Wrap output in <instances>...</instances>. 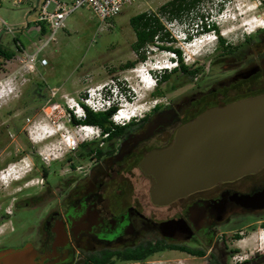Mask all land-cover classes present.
<instances>
[{
  "label": "flooded vegetation",
  "instance_id": "obj_1",
  "mask_svg": "<svg viewBox=\"0 0 264 264\" xmlns=\"http://www.w3.org/2000/svg\"><path fill=\"white\" fill-rule=\"evenodd\" d=\"M4 54L13 58L16 47L0 43V60L7 59ZM205 59L203 67L188 66L185 94L160 100L142 117L112 122L105 135L79 142L62 157L57 174L50 164L41 165L44 180L24 204L28 216L16 196L0 193V225L10 221L9 230H0V251L29 243L32 264H155L166 254L202 264H264V251L241 258L238 245L249 234L264 233V166L167 204L152 202L153 178L140 166L203 111L264 94V28L234 42L217 38ZM12 102L0 105V172L23 154L34 161L27 147L1 157L7 148L4 130L11 128L15 137L30 126L31 101ZM29 171L13 188L35 177L28 176L32 167ZM172 261L177 264V258Z\"/></svg>",
  "mask_w": 264,
  "mask_h": 264
},
{
  "label": "rangeland",
  "instance_id": "obj_2",
  "mask_svg": "<svg viewBox=\"0 0 264 264\" xmlns=\"http://www.w3.org/2000/svg\"><path fill=\"white\" fill-rule=\"evenodd\" d=\"M167 1L169 0H137L124 6L118 15L105 22L101 21L93 11L80 7L67 17L65 28L55 33L54 41L43 48L37 60L29 58V54L35 49L34 44H39L37 40L41 35L35 28L37 24L31 23L34 21L33 18L37 11H35L36 14L30 16L33 20L30 18L27 20L28 1L23 2L19 7L11 6L10 0L4 1L0 5V43L13 51L16 47V55L13 58L0 60V83L2 86L12 88V91L7 95L0 96V105L2 107L10 106L12 101L23 99V97L24 100L31 101L27 109L30 111L26 113L30 117L28 131L14 137L11 135V128L5 129L4 142L7 148L1 152V157L7 158L15 154L11 151L12 148L18 154L26 147L35 153L32 162L30 156L25 154L20 155L17 160L9 161L8 164L25 165L26 162L29 166L23 167L25 175L21 173V168H16L22 174L19 180H8L4 183L0 179V193L3 196L6 194L7 198L16 196L19 207L22 206L21 209H24L22 212L24 216L29 215V210H25L24 207L27 196L41 186L44 180L40 166L50 164L49 171L54 170L57 174L62 157L81 142L75 133L74 126L61 119L57 115L58 111L54 108L55 103L63 104L64 94L78 98L82 97L88 88L98 87L105 83L116 84L115 90L125 91L127 94L125 100L128 99V95L131 97L125 106H117L141 107L137 112L138 115L149 107L154 99L168 101L175 95L181 96L186 93L188 87L186 77L177 71L172 72L168 81L159 85L161 95L152 96L156 87L145 86L140 80L141 74L138 75L137 69L140 71L145 68L150 69L153 64L158 67L166 66L170 62H174V59H171V53L154 48L148 54L147 59L141 62L132 50L135 34L129 25V18L144 11L158 12L159 7ZM202 7L200 12L209 13L211 15L209 19L217 25L219 31L229 30L228 38L233 42L240 39L241 36H246L248 32L253 34L258 28L254 25L255 18H264V5H258L257 0H230L222 6L221 10H218L219 5L216 1L205 0ZM161 20L175 39L172 46L181 50L184 64L191 66L198 62L203 67L206 64V55L211 53L217 40V38L213 39V32H210V35L205 34L197 37L201 40L208 38L211 41L196 50L194 46L183 42L179 37L181 35L178 30L183 26V23L169 22L163 15ZM28 21L30 22L27 24ZM176 23L180 24V27ZM39 25L41 26L43 23H39ZM193 35L194 33L190 32L188 37L193 38ZM17 42H20L22 48L17 45ZM33 42L35 43L33 44ZM42 57L47 59L46 64H41ZM126 62H134L133 67L124 68L123 65ZM165 70L169 71L170 69ZM157 75L159 78L158 73ZM41 94L45 96L44 99L37 100ZM24 115L20 114V116ZM41 125L43 127L46 125L49 130H55L54 134L42 141L31 140L28 135L29 131L30 134L35 135L37 127ZM68 137L69 141L71 138L73 142L70 145L65 141L68 140ZM44 156L47 158H42ZM84 163L79 162V165ZM30 167H32V173L28 176H32L34 173L35 177L13 188L14 184L20 183L29 174ZM67 168L68 165H65V169ZM17 176L19 177V174ZM12 191L16 193L9 195ZM5 207L8 209L9 204L2 205V209ZM1 223V232L5 228L6 231L9 230V220L5 219ZM21 230L25 232L26 224ZM238 245L242 251L239 255L241 258L259 254L264 251V233L249 234ZM183 256V254H177V256L166 254L156 257L161 259V262H155V264H174L176 261H172L174 257L177 258V264H202L198 259L186 260Z\"/></svg>",
  "mask_w": 264,
  "mask_h": 264
},
{
  "label": "water",
  "instance_id": "obj_3",
  "mask_svg": "<svg viewBox=\"0 0 264 264\" xmlns=\"http://www.w3.org/2000/svg\"><path fill=\"white\" fill-rule=\"evenodd\" d=\"M140 166L153 178L150 198L155 204L260 169L264 94L203 111L177 129L169 146L148 153ZM32 250L29 243L1 250L0 264H32Z\"/></svg>",
  "mask_w": 264,
  "mask_h": 264
},
{
  "label": "built area",
  "instance_id": "obj_4",
  "mask_svg": "<svg viewBox=\"0 0 264 264\" xmlns=\"http://www.w3.org/2000/svg\"><path fill=\"white\" fill-rule=\"evenodd\" d=\"M4 1L7 0H0V5ZM26 1H28L27 4L29 5L28 6L29 9L37 11V16L33 21V23L37 24L35 28L37 29L38 33L41 35L37 40L39 44H34L35 42H33V44L35 45V49L32 53L29 54V58L31 60H37L38 55L42 52L43 48L46 45H48L51 41H54L55 33L58 30L65 28V22L67 17L76 9L80 7H85L86 9L93 11L101 19V21L105 22L108 19H113L116 15H118L122 11L124 6L136 2L137 0H71V1L36 0V2H33V0L30 2L29 0H10V5L13 7H19L23 2ZM257 1H258V5H264V0H257ZM226 2H230V0H227ZM261 20L263 19L255 18L254 22H259ZM39 23H43V25L40 26ZM43 28H45L46 31L42 33ZM263 28H264V23L261 27L257 29H263ZM47 32L49 33L46 34ZM211 32H213L212 34V36L214 37L213 39L216 40V38H218V35L214 31ZM219 33L220 36H222L224 39L226 40L230 39L228 38L227 30H221ZM210 34L211 33H209V35ZM249 34L250 32H248L247 35ZM242 37L243 36H241V38ZM17 45L21 46L20 42H17ZM171 55H172L171 59H174V62H170L169 65L159 67L160 73H162L165 69H172V67L174 68L178 66L176 57L174 56L173 53H171ZM40 62L41 64H46L47 59L42 57L40 59ZM140 74H138L140 75V80L144 83L150 82L152 80H156L158 78L156 77L157 73L156 74L152 73V71L147 68L140 71ZM115 88H117L116 84L105 83V84H101L98 87L88 88L86 91H84L82 97L76 98L74 96L64 94L63 104L60 105L58 103H55L54 108L55 110L58 111L57 115L61 119H64L68 124H72L73 118L80 120L85 117L84 106H86L88 109H90L93 112H103L108 110L110 107H112L116 102L115 93L117 92V90H115ZM125 96H127V94H125ZM159 101L160 100L158 99H154L152 101V104L149 107L145 108V110L142 113H138V115L134 114L128 117H123L122 111L125 109L127 110L131 106L118 107L115 113L112 115L111 121L114 122L115 124L123 125L125 122L142 117V115L146 111H148L150 107H154V105ZM73 126L75 128V133L79 136L81 142L90 141L97 137H100L101 135H105V132H103L102 129L98 126H93L88 124H74ZM28 135L31 140L33 141L37 140L33 138L34 135L30 134V131ZM39 154L42 155L41 152H39ZM42 158L46 159L47 157L44 156ZM22 166L28 167L29 164L26 162L25 165L8 164V166L3 171L0 172V178L4 176L5 173L9 172L11 169L16 167L21 168Z\"/></svg>",
  "mask_w": 264,
  "mask_h": 264
},
{
  "label": "trees",
  "instance_id": "obj_5",
  "mask_svg": "<svg viewBox=\"0 0 264 264\" xmlns=\"http://www.w3.org/2000/svg\"><path fill=\"white\" fill-rule=\"evenodd\" d=\"M204 1L205 0H169L159 7L158 12L144 11L129 18V25L135 34V40L132 43V50L139 57V61H145L153 48L173 53L176 57L178 66L169 71L164 70L159 74V78H157V86L153 90L152 96L161 95L162 92L159 90V85L168 81L172 72L179 71L185 77L188 74V66L183 62L182 52L178 47L172 46L175 39L163 24L161 20L162 15L169 22L179 21L183 23L184 26H193V33L196 35L214 31L218 35V38L222 37L220 36V31L217 25L209 19V16L211 15L209 13L205 14L200 12L203 8ZM210 1H216L219 5L218 10H221L227 0ZM45 31L46 29L43 28L42 33ZM188 38L190 39V37ZM10 56L11 54H4V57L7 59ZM133 65L134 62H126L123 67L130 68L133 67ZM156 77H158L157 74ZM117 108L118 106H112L103 112H93L84 106L85 117L80 120L73 118L72 124H88L102 128L103 132L110 131V126L112 124L111 117Z\"/></svg>",
  "mask_w": 264,
  "mask_h": 264
},
{
  "label": "bare ground",
  "instance_id": "obj_6",
  "mask_svg": "<svg viewBox=\"0 0 264 264\" xmlns=\"http://www.w3.org/2000/svg\"><path fill=\"white\" fill-rule=\"evenodd\" d=\"M263 20H261V21H259V22H254L255 24V26H257L258 28L259 27H261L262 25H263V23H264V18H262ZM229 31V30H228ZM211 41V39H208V38H205V40H199V41H196L194 44H192L191 46L193 47L194 46V48L197 50L199 47H203V46H205L206 44H208L209 42ZM189 49V48H188ZM138 74H140V70L138 69ZM145 85V84H144ZM145 86H148V85H145ZM12 91V88L10 89V88H8V86L7 87H5V86H2L1 84H0V96H2V95H7L9 92H11ZM141 109V107H129L127 110L125 109V110H123L122 112V115H123V117H128V116H131V115H134V114H137V112H138V110H140ZM49 127H47L46 125L43 127V125H41V126H39V127H37V129H36V136L34 135L33 136V138L34 139H37V141H42V140H44V139H46V138H48V137H50V136H52L53 134H54V132H53V130H49L48 129ZM55 131V130H54ZM45 132V133H44ZM50 133V134H49ZM47 134V135H46ZM67 139V138H66ZM69 145L71 144V143H73L72 141H71V138H70V141H69V137H68V140H65ZM65 142V143H66ZM23 167L24 166H22L21 167V173H23L24 174V169H23ZM16 168H19V167H16ZM16 168H13V169H11L9 172H7V173H5V175L4 176H2L0 179L2 180V181H4V183L6 182V181H16V180H19V178H21L22 177V174H20V170H16ZM17 174H19V177L17 176Z\"/></svg>",
  "mask_w": 264,
  "mask_h": 264
},
{
  "label": "clouds",
  "instance_id": "obj_7",
  "mask_svg": "<svg viewBox=\"0 0 264 264\" xmlns=\"http://www.w3.org/2000/svg\"><path fill=\"white\" fill-rule=\"evenodd\" d=\"M176 25H180V24H178V23H176ZM180 27V26H179ZM181 27H183V28H181ZM179 29L180 30H178L179 32L178 33H180V35L181 36H179V37H181L182 38V41L183 42H186L187 44H189V45H192V43L193 42H195L196 40H195V38H197V37H199L200 35H205V34H209L211 31H209V32H204V33H201V34H194L193 35V38H188V35L190 34V32H193V30H194V28H193V26H190V27H187V26H181ZM196 35V36H195ZM201 37V36H200ZM199 39V38H198ZM154 49V48H153ZM170 53V52H169ZM150 70L152 71V73H160V70H159V67H157V66H155V64H153L152 66H151V68H150ZM171 70V69H170ZM142 82V81H141ZM143 84H145V85H148V88H150V87H156L157 86V79L156 80H152V81H150V82H142ZM125 91H121L120 92V90H118L116 93H115V99H116V102H115V104L113 105V106H119V105H121V106H125L126 105V103H128L130 100V95L128 96V99L127 100H125L124 98L126 97L125 96Z\"/></svg>",
  "mask_w": 264,
  "mask_h": 264
},
{
  "label": "crops",
  "instance_id": "obj_8",
  "mask_svg": "<svg viewBox=\"0 0 264 264\" xmlns=\"http://www.w3.org/2000/svg\"><path fill=\"white\" fill-rule=\"evenodd\" d=\"M64 1H65V0H64ZM33 2H36V0H33ZM28 6H29V5H28ZM28 6H27V7H28ZM33 14H36L35 11L32 10V9H29V7H28V13H27V15H26L27 20H28L29 18H30V20H33V19L35 20L37 14H36V16H35L33 19H31L30 16L33 15ZM29 22H30V21H28L27 24H28ZM31 23H33V21H32Z\"/></svg>",
  "mask_w": 264,
  "mask_h": 264
}]
</instances>
